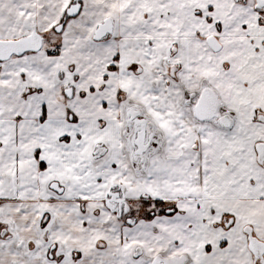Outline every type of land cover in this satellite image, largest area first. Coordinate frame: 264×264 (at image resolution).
I'll list each match as a JSON object with an SVG mask.
<instances>
[{
  "label": "snow or ice",
  "instance_id": "snow-or-ice-1",
  "mask_svg": "<svg viewBox=\"0 0 264 264\" xmlns=\"http://www.w3.org/2000/svg\"><path fill=\"white\" fill-rule=\"evenodd\" d=\"M0 264H264V0H0Z\"/></svg>",
  "mask_w": 264,
  "mask_h": 264
}]
</instances>
